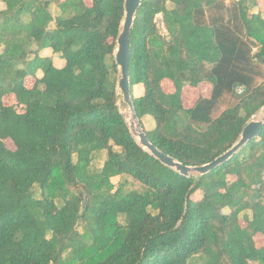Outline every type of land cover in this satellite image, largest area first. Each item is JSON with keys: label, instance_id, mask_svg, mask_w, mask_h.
Wrapping results in <instances>:
<instances>
[{"label": "trees", "instance_id": "trees-1", "mask_svg": "<svg viewBox=\"0 0 264 264\" xmlns=\"http://www.w3.org/2000/svg\"><path fill=\"white\" fill-rule=\"evenodd\" d=\"M85 1L0 0V264H264V125L205 175L163 165L119 106L125 0ZM258 1L141 0L134 109L150 142L184 165L227 151L264 107ZM201 83L208 94L185 107L183 88ZM122 176L141 188L112 182Z\"/></svg>", "mask_w": 264, "mask_h": 264}, {"label": "water", "instance_id": "water-1", "mask_svg": "<svg viewBox=\"0 0 264 264\" xmlns=\"http://www.w3.org/2000/svg\"><path fill=\"white\" fill-rule=\"evenodd\" d=\"M141 0H125L124 16L121 24V30L117 37V48L115 51V62L119 69L118 90L122 96V101L127 105L132 121L127 126L138 144L151 155H153L163 165L175 170L179 174L189 177L190 175H205L218 166L229 160L242 146L249 141L259 137L264 125V116L259 120H250L242 129L238 141L227 151L217 156L212 161L196 166L184 165L170 155L159 150L148 139L140 120L134 109V103L131 96V84L129 80L130 63V34L132 31L135 15L140 6ZM126 119V118H125Z\"/></svg>", "mask_w": 264, "mask_h": 264}, {"label": "rangeland", "instance_id": "rangeland-1", "mask_svg": "<svg viewBox=\"0 0 264 264\" xmlns=\"http://www.w3.org/2000/svg\"><path fill=\"white\" fill-rule=\"evenodd\" d=\"M85 2H86L87 5H91V1L90 0H86ZM50 10L55 15L56 11H57V8L54 5H52ZM253 11H261V12H263L264 11V0H259L258 1V8L253 9ZM40 73L41 72H39V74ZM33 80H34V78H32V77H26V79L24 81L25 86L27 88L32 87ZM170 85H171V83H169L168 81L167 82L165 81L163 83V86L165 87L166 91H169V89L171 87ZM141 86H142L141 84H136V85L133 86V94L134 95H138L141 92ZM209 89H210V85L208 83H201L197 87H191L189 85H185V87L183 88V100H184V103H185L184 104L185 107H190L199 96L207 95L208 92H209ZM2 101H3V103L5 105H15L16 104L15 97H14L13 94H9V95L4 96ZM119 106H120L122 114L124 115V117L126 118V120L129 123L130 120H131V114L129 112V109H128L127 105L123 103L122 96H121V98L119 100ZM15 107H16V105H15ZM17 108L20 109L19 106H17ZM263 116H264V107L252 118V120H259ZM151 121H152V119H151ZM143 122H144V124L146 123L145 121H143ZM147 126L148 125H146V127ZM6 145L8 147L12 148V143L11 142L6 141ZM104 158H105L104 152L100 153L97 156L96 160L94 161L93 166L99 168L101 166ZM194 175H196V174H194ZM124 178H126V180H127V187L126 188L128 190H130V189H140L141 188V185H140L139 182L133 180L132 178L125 177V176L114 177V178H112V182L115 185H118V183L120 181L124 180ZM199 196H200V192L197 191V192H195L192 195V198L196 199ZM260 237L262 238V235H260ZM260 237H257V238L255 237L257 245L260 244V240H261ZM199 262L200 261H196L195 264H197Z\"/></svg>", "mask_w": 264, "mask_h": 264}, {"label": "crops", "instance_id": "crops-1", "mask_svg": "<svg viewBox=\"0 0 264 264\" xmlns=\"http://www.w3.org/2000/svg\"><path fill=\"white\" fill-rule=\"evenodd\" d=\"M2 9H4V3H3V2H0V10H2ZM39 55H40L41 57L50 58L51 61L53 62V64H54L56 67H58V68L64 66V60L61 59V58L59 57L58 54L53 53L52 50H51L50 48H44V49H42V50L39 52ZM40 74H41V73H40ZM142 93H143V88H142V86H141V92H140L138 95H134V96H140ZM150 127H151V125H148L146 128H150ZM257 237H260V235H259V234L256 235V238H257ZM260 238H261V237H260Z\"/></svg>", "mask_w": 264, "mask_h": 264}, {"label": "bare ground", "instance_id": "bare-ground-1", "mask_svg": "<svg viewBox=\"0 0 264 264\" xmlns=\"http://www.w3.org/2000/svg\"><path fill=\"white\" fill-rule=\"evenodd\" d=\"M129 112H130V111H129ZM130 114H131V113H130ZM131 121H132V116H131V120H130V122H131ZM130 122H129V123H130Z\"/></svg>", "mask_w": 264, "mask_h": 264}]
</instances>
